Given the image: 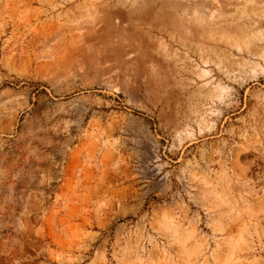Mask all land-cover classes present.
I'll use <instances>...</instances> for the list:
<instances>
[{"label": "rangeland", "instance_id": "obj_1", "mask_svg": "<svg viewBox=\"0 0 264 264\" xmlns=\"http://www.w3.org/2000/svg\"><path fill=\"white\" fill-rule=\"evenodd\" d=\"M0 264H264V0H0Z\"/></svg>", "mask_w": 264, "mask_h": 264}, {"label": "crops", "instance_id": "obj_2", "mask_svg": "<svg viewBox=\"0 0 264 264\" xmlns=\"http://www.w3.org/2000/svg\"><path fill=\"white\" fill-rule=\"evenodd\" d=\"M144 35H145V33H144Z\"/></svg>", "mask_w": 264, "mask_h": 264}]
</instances>
